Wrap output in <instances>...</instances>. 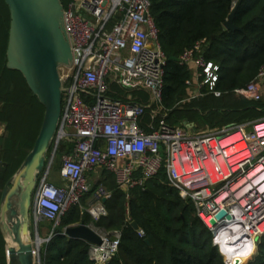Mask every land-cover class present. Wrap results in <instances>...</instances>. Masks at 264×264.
I'll return each mask as SVG.
<instances>
[{
    "label": "built area",
    "instance_id": "2783aa9c",
    "mask_svg": "<svg viewBox=\"0 0 264 264\" xmlns=\"http://www.w3.org/2000/svg\"><path fill=\"white\" fill-rule=\"evenodd\" d=\"M62 1V0H61ZM63 26L70 43L72 62L59 73L65 90L61 96L57 141L73 142L61 158L60 184L41 177L35 189V218L57 222L93 185L89 175L105 169L125 191L144 187L161 167L168 184L189 200L212 233V243L225 264H241L228 258L225 243L240 241L245 251L256 246L264 232V115L240 122L194 131L163 119L148 128L140 116L150 108L152 116L161 106L163 67L166 55L159 43L150 0H67ZM203 39L185 48L179 60L192 69L187 79L190 97L205 87L215 96L218 65L201 54ZM264 64L237 95L258 100ZM144 88L146 103L124 101L110 95L112 85ZM129 99V98H128ZM110 190L97 183L83 207L93 220L107 213L103 198ZM230 215L215 218L218 209ZM215 219V222H212ZM99 237L90 242L87 255L97 264L107 263L118 251L121 228L106 229L86 223ZM140 236L144 235L138 229ZM230 236L234 240L227 238ZM44 240H47L44 239ZM251 247V249H250ZM37 260L40 261L39 253Z\"/></svg>",
    "mask_w": 264,
    "mask_h": 264
},
{
    "label": "trees",
    "instance_id": "16d2710c",
    "mask_svg": "<svg viewBox=\"0 0 264 264\" xmlns=\"http://www.w3.org/2000/svg\"><path fill=\"white\" fill-rule=\"evenodd\" d=\"M67 0H62L65 4ZM150 9L158 29L159 43L166 55L163 67L161 106L152 116L146 108L140 124L148 128L163 119L169 124L184 120H202L211 127L240 122L264 115V99L246 98L233 89L243 86L264 64V0H150ZM233 11L236 28L224 22ZM10 15L7 4L0 0V194L6 180L20 165L33 145L43 115V104L30 90L22 73L6 66ZM203 58L218 65L215 96L205 87L199 95L192 91L187 79L191 69L180 62L181 52L202 40ZM110 95L139 103L148 100L145 91L126 97V88L112 85ZM63 154L71 151L73 142L59 140ZM103 170V183L110 194L105 198V215L93 220L86 210L72 204L59 218L50 237L43 243L42 264H97L87 255L89 243L79 237L63 234V228L80 221L106 229L121 228L117 253L105 264H225L212 233L193 212V205L168 184L166 175L148 179L144 187L125 191L118 188L111 172ZM148 187L156 196L145 190ZM86 194V195H87ZM85 195V196H86ZM135 220L144 235L138 234ZM149 239V244L145 242ZM0 264H7L5 242L0 233ZM244 264H264V232L256 252Z\"/></svg>",
    "mask_w": 264,
    "mask_h": 264
},
{
    "label": "water",
    "instance_id": "95a60500",
    "mask_svg": "<svg viewBox=\"0 0 264 264\" xmlns=\"http://www.w3.org/2000/svg\"><path fill=\"white\" fill-rule=\"evenodd\" d=\"M4 1L10 15L6 66L22 73L44 109L32 147L2 188L0 233L5 242L7 264H37L34 251L39 253L43 239L38 236L31 239V196L41 180L40 173L46 165L47 150L52 142L56 145L61 96L65 90L59 68L71 64L72 52L63 26L61 0ZM233 11L224 22L227 28L237 27L232 22ZM182 124L191 127L194 123L184 120ZM89 184L92 185V181ZM145 190L156 196L148 187ZM224 215L230 217L224 208H220L215 218L220 219ZM131 224L139 229L135 220ZM62 233L90 242L99 241L98 235L84 221L65 226ZM145 242L149 244V239L145 238Z\"/></svg>",
    "mask_w": 264,
    "mask_h": 264
},
{
    "label": "rangeland",
    "instance_id": "374dc122",
    "mask_svg": "<svg viewBox=\"0 0 264 264\" xmlns=\"http://www.w3.org/2000/svg\"><path fill=\"white\" fill-rule=\"evenodd\" d=\"M193 69V67H192ZM191 69V71H192ZM64 70L63 66H61L59 68V73H61ZM192 75V74H191ZM118 86L117 84H113ZM127 92H126V97L127 98H132V94L133 92L137 93L135 96H139L138 94L142 91H145L146 93H148V91L144 88H126ZM264 96V94H263ZM148 98H149V93H148ZM264 99V98H263ZM148 101V100H147ZM146 101V102H147ZM144 102V103H146ZM3 123H0V133L2 132L3 129ZM215 126H217V124H215ZM214 127V126H213ZM212 127L209 124L204 123L202 120H197L195 122L194 131H204V130H209ZM63 150H64V146L61 144H56L54 142H52L47 150L46 153V165L43 168L42 172L40 173V177L43 176L44 174L46 175V178L49 182H52L54 184H60L62 183V179L60 177V166H61V158L63 155ZM161 173H164V168L161 167L160 171L155 175L158 176ZM54 178L59 179L58 183L53 182L52 180H54ZM85 193L81 200H80V204H77L81 210H84L83 207L86 206L87 202L85 200L86 197H88L89 195ZM86 195V196H85ZM34 208H35V192L32 193L31 196V205H30V220H31V239L34 240L35 237H40L43 239V241L40 243L39 246V256L41 254V249H42V245L43 243L46 241L44 239H46L49 235H51V232L53 231V228H56L58 226V221H52V220H48L45 218H35V212H34ZM64 230V228H63ZM257 249V244L256 246L253 247V249L247 252H243V256H241L242 259V263L244 264L247 260H249L252 255L256 252ZM35 255V259L37 258V255L34 253ZM228 256V254H226ZM229 258V256H228ZM37 264H42L41 260L38 261Z\"/></svg>",
    "mask_w": 264,
    "mask_h": 264
},
{
    "label": "bare ground",
    "instance_id": "6f19581e",
    "mask_svg": "<svg viewBox=\"0 0 264 264\" xmlns=\"http://www.w3.org/2000/svg\"><path fill=\"white\" fill-rule=\"evenodd\" d=\"M227 238L229 239V242H231L230 240H234L235 237L232 239L230 236H227ZM243 244L244 243H242L240 241L224 244V245H226V250H227L226 252H227L230 259H233L234 256H235L236 260L238 258H240L239 260L243 259L241 257V256H243V252H247V251H245ZM250 249H251V247H250Z\"/></svg>",
    "mask_w": 264,
    "mask_h": 264
},
{
    "label": "crops",
    "instance_id": "0c3cea01",
    "mask_svg": "<svg viewBox=\"0 0 264 264\" xmlns=\"http://www.w3.org/2000/svg\"><path fill=\"white\" fill-rule=\"evenodd\" d=\"M191 74H192V71H191ZM260 86H261L262 97L264 98V96H263V94H264V78L260 80ZM191 122H193V121H191ZM193 123H194L193 126L189 127L190 129L194 128L195 122H193ZM218 126H221V125H218ZM218 126H214L212 128H215V127H218ZM103 175H104L103 174V170L98 168L96 171L92 172L89 175V177L91 178V181H94V182L96 181L97 182L99 179H101L103 177ZM52 181L55 182V183H58L59 179L54 178V180H52ZM85 200H86V202L88 204V201L90 200V196L86 197ZM87 242L90 243V241H87Z\"/></svg>",
    "mask_w": 264,
    "mask_h": 264
}]
</instances>
